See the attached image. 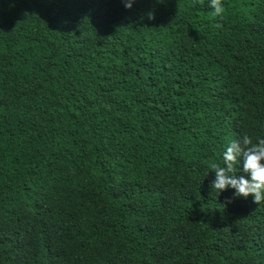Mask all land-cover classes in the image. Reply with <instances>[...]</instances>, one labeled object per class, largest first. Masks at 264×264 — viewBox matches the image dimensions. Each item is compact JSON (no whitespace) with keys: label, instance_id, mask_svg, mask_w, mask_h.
Returning a JSON list of instances; mask_svg holds the SVG:
<instances>
[{"label":"trees","instance_id":"trees-1","mask_svg":"<svg viewBox=\"0 0 264 264\" xmlns=\"http://www.w3.org/2000/svg\"><path fill=\"white\" fill-rule=\"evenodd\" d=\"M0 264H264V0H0Z\"/></svg>","mask_w":264,"mask_h":264}]
</instances>
